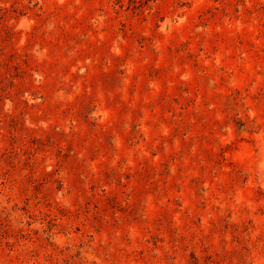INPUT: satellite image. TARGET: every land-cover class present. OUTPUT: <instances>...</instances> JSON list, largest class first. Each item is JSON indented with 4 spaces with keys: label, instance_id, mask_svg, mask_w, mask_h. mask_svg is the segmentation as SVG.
Here are the masks:
<instances>
[{
    "label": "rangeland",
    "instance_id": "obj_1",
    "mask_svg": "<svg viewBox=\"0 0 264 264\" xmlns=\"http://www.w3.org/2000/svg\"><path fill=\"white\" fill-rule=\"evenodd\" d=\"M0 264H264V0H0Z\"/></svg>",
    "mask_w": 264,
    "mask_h": 264
}]
</instances>
